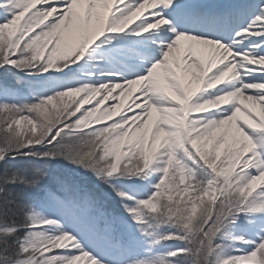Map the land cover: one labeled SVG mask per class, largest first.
Here are the masks:
<instances>
[{
  "label": "snow or ice",
  "instance_id": "obj_1",
  "mask_svg": "<svg viewBox=\"0 0 264 264\" xmlns=\"http://www.w3.org/2000/svg\"><path fill=\"white\" fill-rule=\"evenodd\" d=\"M0 264H264V0H0Z\"/></svg>",
  "mask_w": 264,
  "mask_h": 264
},
{
  "label": "rangeland",
  "instance_id": "obj_2",
  "mask_svg": "<svg viewBox=\"0 0 264 264\" xmlns=\"http://www.w3.org/2000/svg\"><path fill=\"white\" fill-rule=\"evenodd\" d=\"M198 1L202 2V0H194V2H198ZM99 51L100 50L97 49L96 52L92 53V55L94 56V59L98 58L97 54L99 53ZM83 70L84 69H81V71H83ZM77 78H79V73H77ZM89 106L90 105H84V107H89ZM59 166L61 169H67L69 172L72 171L71 167L69 165H67L64 161H59ZM77 178L81 181V183L86 184L89 188H92L93 186H95L97 184V182L94 180V178H92L90 175L82 173V172L79 173V176ZM130 183L131 182H126V184H130ZM96 191L97 192H107L108 189L104 185H99L98 187H96ZM134 191H138V190H134ZM237 231L245 233L246 239L254 238V236H253L254 230L253 229H247L245 227H242V228L238 229ZM237 247H245V246L237 245Z\"/></svg>",
  "mask_w": 264,
  "mask_h": 264
},
{
  "label": "bare ground",
  "instance_id": "obj_3",
  "mask_svg": "<svg viewBox=\"0 0 264 264\" xmlns=\"http://www.w3.org/2000/svg\"><path fill=\"white\" fill-rule=\"evenodd\" d=\"M89 63L90 64H94L95 63V59H93L92 61H89ZM112 103H120V104L124 105V110H126L127 105L131 103V99L129 97H124L120 101H113L112 98L110 97L108 101H105V103L103 105H101V108L103 109L104 107L109 106ZM115 118H117V117H114V119Z\"/></svg>",
  "mask_w": 264,
  "mask_h": 264
}]
</instances>
